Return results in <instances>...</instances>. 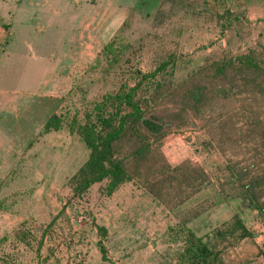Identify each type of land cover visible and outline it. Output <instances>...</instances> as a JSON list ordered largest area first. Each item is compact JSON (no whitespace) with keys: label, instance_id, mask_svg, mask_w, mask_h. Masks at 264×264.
Listing matches in <instances>:
<instances>
[{"label":"rangeland","instance_id":"obj_1","mask_svg":"<svg viewBox=\"0 0 264 264\" xmlns=\"http://www.w3.org/2000/svg\"><path fill=\"white\" fill-rule=\"evenodd\" d=\"M159 1L141 0L140 8L110 40L112 54L105 55L101 47L76 73H47L45 80L52 84L47 98L40 96L45 90L32 89L26 111L20 105V121L5 118L7 138L0 139V264H173L186 231L205 241L233 219L246 236L235 232L227 240L224 264H264V216L230 182L228 170L231 165L252 170L260 149L220 148L215 123L208 130L174 129L162 140L160 152L170 166L189 159L208 177L205 187L181 205L163 208L132 181L110 194L102 181L71 198L66 181L87 157L79 137L70 132L73 119L81 123L85 111L103 96L132 86L135 72H152L163 60L167 65L159 74L175 83L214 48L235 53L264 46V0H163L158 14ZM229 9L242 12L243 20L218 21L217 16ZM67 61L68 66L76 62ZM23 75L16 79L21 85L34 87L42 80L37 73ZM51 115L57 117L58 129L43 133ZM63 204L55 236L49 240L45 235L37 249L43 228ZM96 227L104 229L103 236ZM17 229L24 231L23 241L15 239Z\"/></svg>","mask_w":264,"mask_h":264},{"label":"trees","instance_id":"obj_2","mask_svg":"<svg viewBox=\"0 0 264 264\" xmlns=\"http://www.w3.org/2000/svg\"><path fill=\"white\" fill-rule=\"evenodd\" d=\"M162 1L155 5L156 13ZM243 18L242 12L230 9L217 16L218 21L228 24L231 20L240 23ZM112 44L109 41L102 46L105 55L113 53ZM166 65L163 60L152 72H135L132 86H120L103 96L85 111L81 123L73 119L70 132L79 137L87 157L66 181L71 198L81 197L102 181L107 182L106 194L132 181L163 208L181 205L205 187L208 177L189 159L170 166L160 152L162 140L174 129L208 130L215 123L220 148L260 149L252 170L234 165L228 170L230 182H235L241 196L264 216V46L257 44L235 53L214 48L185 79L175 83L159 74ZM42 129L43 133L56 131L57 117L51 115ZM64 209L65 204L45 225L37 249L45 235L49 240L55 236ZM96 229L104 235L102 227ZM17 231L15 239L23 241L24 231ZM235 232L246 236L237 219L217 227L205 241L186 231L183 248L175 254L173 264H224L222 248ZM97 244L103 258L104 249Z\"/></svg>","mask_w":264,"mask_h":264},{"label":"crops","instance_id":"obj_3","mask_svg":"<svg viewBox=\"0 0 264 264\" xmlns=\"http://www.w3.org/2000/svg\"><path fill=\"white\" fill-rule=\"evenodd\" d=\"M140 4L141 0H2L1 142L7 138L4 136L5 118L20 121L19 108L24 105L26 111V98L31 96L28 91L45 90L40 96L47 98L46 90L52 89V84L44 76L47 73H76L84 67V59H93L122 28L126 18L140 8ZM52 58L58 61L54 62ZM67 59L76 62L68 66ZM19 73L24 77L37 73L42 80L34 87L29 83L21 85L16 82Z\"/></svg>","mask_w":264,"mask_h":264}]
</instances>
